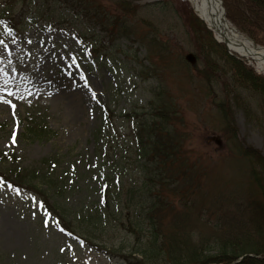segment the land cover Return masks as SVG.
<instances>
[{"label": "rangeland", "instance_id": "1", "mask_svg": "<svg viewBox=\"0 0 264 264\" xmlns=\"http://www.w3.org/2000/svg\"><path fill=\"white\" fill-rule=\"evenodd\" d=\"M22 1L0 0V40L4 41L0 44V152L10 155L0 166L5 172L12 169L29 176L41 167L40 161L47 160L42 175L49 178L45 184L34 180L32 183L39 184L36 189L24 185L28 190L16 187L15 181L5 180L0 173V264H144L132 252L151 238L147 223L143 224L147 230L140 233L131 231L133 223H113L104 235L72 223L73 234L68 233L40 206L39 193L51 200L52 192L57 196L65 193L59 188L64 186L71 191L67 192L70 204L101 200L104 156L108 154L114 166L118 158L133 156L132 134L137 117L151 115L152 89L163 88L169 94L161 95L157 102L168 99L177 106L181 116L177 127L187 133L183 149L190 159L201 157L202 164L207 165L209 159L213 163L201 195L225 189L237 195L238 186L247 191L248 161L232 155L233 145L216 106L218 96L207 89L198 71L205 64L208 39L214 38L185 2L135 1L139 8L130 20L142 32L156 34L165 45L166 56L179 61L174 67L158 69L143 45L124 38L111 45L96 27L69 12L63 0H49L44 7L47 20L27 25L22 34L12 36L1 17L16 15ZM97 1L113 10L114 0ZM202 43L205 51L200 48ZM210 49L211 56L220 50L218 45ZM156 71H162V76H155ZM237 92L231 101L237 140L264 155L261 100L250 90L239 88ZM107 109L114 110L115 116L112 127L103 132L100 125ZM121 112L129 116L119 118ZM33 116L50 130L44 139L25 135L26 123ZM111 130L117 132L113 142L107 138ZM125 168L126 177L141 179L133 165ZM54 177L62 185L56 186ZM122 181L130 185L127 178ZM167 195L179 209L178 195ZM244 197L237 196L238 201ZM128 210L133 216L132 207ZM208 219L215 216L203 215V221ZM223 224L170 223L165 218L157 229L166 237L178 232L177 236L200 243L206 254H213L215 230Z\"/></svg>", "mask_w": 264, "mask_h": 264}, {"label": "trees", "instance_id": "2", "mask_svg": "<svg viewBox=\"0 0 264 264\" xmlns=\"http://www.w3.org/2000/svg\"><path fill=\"white\" fill-rule=\"evenodd\" d=\"M48 1L23 0L22 8L16 15L4 16L1 20L6 28L11 29L12 36H19L29 25L48 19L44 10ZM135 1L114 0L113 10L110 11L97 0H63L69 12H75V16L96 27L103 34L104 41L111 45L123 38L138 42L146 48L149 61L157 63L155 66L158 69L174 67L179 63L178 59L172 61L166 56L165 45L156 34L142 32L130 20V15L135 14L139 8ZM222 3L227 19L239 31L264 46V0H222ZM212 45L220 48L216 56H211ZM204 46V43L200 44L203 50ZM205 47V54H208L205 55L203 68L198 71L207 89L218 96L216 106L224 130L229 133L227 140L233 145L232 155L248 161L247 191L238 186L240 193L237 195L226 189L208 192V196L201 195V190L205 188L204 180L213 171V163L209 159L207 165L202 164L201 157L190 159L183 149L187 133L183 128L180 130L177 127L181 121L177 106L168 99L157 102L158 97L169 94L163 88L160 91L152 89L154 100L149 102L151 115L146 118L138 116L132 134L129 147L133 156L118 158L115 166L109 161L108 154L104 156L101 163L104 177L100 182L103 191L101 200L98 198L92 204L86 201L70 204L67 192L71 191L64 186L59 188L65 193L57 196V193L52 192L51 200L45 193H39L40 206L45 212L54 215L53 221L58 226L72 233V223H77L86 226V231L95 229L104 235L109 232L113 223H133L131 231L134 233L146 231L143 224L147 223L151 238L145 243L137 244L132 252L140 255V262L144 264H230L239 257L241 259L234 264H264V155L254 147L237 140L231 103L238 93L237 89L242 88L258 95L264 109V75L256 73L242 60L229 55L224 46L216 43L212 37H209ZM162 62L168 64L164 66ZM161 73L162 71H156L155 76H162L159 75ZM114 116V110L107 109L100 131L105 132V129L112 127ZM128 116L122 112L118 114L119 118ZM33 117H29L26 123L25 135L30 136V139H44L50 130L45 122L38 124L36 117ZM116 134V131L111 130L107 136L108 141L113 142ZM9 156L0 152V162H4ZM47 162L40 161L41 167L34 169V175L26 176L12 169L5 172L1 166L0 173L5 176V180L15 181L13 184L18 188L25 185L36 189L39 184L32 183L34 180L39 179L45 184L44 180L49 178L48 175H42ZM126 165H133L140 172L141 179L126 177ZM126 178L130 183L128 186L123 185L122 179ZM52 181L56 186L62 185L56 177ZM47 187L49 188L48 185ZM232 189L234 188L229 190ZM167 192L178 195L179 209L167 198ZM237 196L245 197L238 201ZM128 206L132 207L133 216ZM231 207L234 208L232 211ZM205 214L214 215L215 219L203 221ZM227 214L229 215L226 219ZM165 218L170 223H224L215 230V253L206 254L200 243L179 237L178 232L167 237L162 236L160 229H157V223H162Z\"/></svg>", "mask_w": 264, "mask_h": 264}, {"label": "bare ground", "instance_id": "3", "mask_svg": "<svg viewBox=\"0 0 264 264\" xmlns=\"http://www.w3.org/2000/svg\"><path fill=\"white\" fill-rule=\"evenodd\" d=\"M190 8L194 16L205 17L207 24L211 29L213 36L220 40L222 36L219 30H222L224 37L228 40L230 52L242 56L244 60L250 63L258 72L264 73V48L257 46L248 39L229 22L223 21V11L219 0H181Z\"/></svg>", "mask_w": 264, "mask_h": 264}, {"label": "water", "instance_id": "4", "mask_svg": "<svg viewBox=\"0 0 264 264\" xmlns=\"http://www.w3.org/2000/svg\"><path fill=\"white\" fill-rule=\"evenodd\" d=\"M219 1H220V3H221V8H222V11H223V21H224V22H229V21L227 20L226 16H225V10H224V7H223V5H222V1H221V0H219ZM198 16H199V19L205 24L206 28H207L208 30H211L210 27H209L208 24H207V20H208V19H206L205 17H203V16H201V15H198ZM219 32H220V35L222 36V39L217 40V39L214 37L215 40H216L218 43L224 44V45H225V48H226V50H227V52H228L229 54H231V55H235V54H233L232 52H230L229 47H228V44L226 43L228 40L224 37V33H223V31H222V30H219ZM236 56H237V55H236ZM237 57H239L240 59L244 60V59L242 58V56H237ZM247 64L251 66L250 63L247 62ZM257 72H258V71H257ZM258 73H260V72H258ZM262 74H264V73H262ZM216 143H217V144H220V140H219V139H216Z\"/></svg>", "mask_w": 264, "mask_h": 264}, {"label": "snow or ice", "instance_id": "5", "mask_svg": "<svg viewBox=\"0 0 264 264\" xmlns=\"http://www.w3.org/2000/svg\"><path fill=\"white\" fill-rule=\"evenodd\" d=\"M6 31L10 32L11 29H6ZM0 44H4V41L0 40ZM7 48V45H5V49ZM83 78V77H81ZM13 93L11 91L8 92V95L11 96ZM4 103H10L9 101H4ZM12 107H15V105H12ZM10 187V186H9ZM63 231V229H61Z\"/></svg>", "mask_w": 264, "mask_h": 264}]
</instances>
